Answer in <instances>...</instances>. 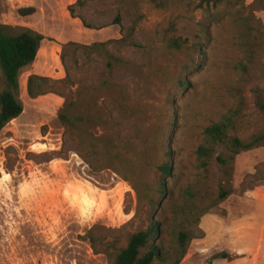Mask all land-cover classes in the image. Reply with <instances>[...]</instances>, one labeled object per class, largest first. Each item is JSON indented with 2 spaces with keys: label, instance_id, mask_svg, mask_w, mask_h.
<instances>
[{
  "label": "rangeland",
  "instance_id": "rangeland-1",
  "mask_svg": "<svg viewBox=\"0 0 264 264\" xmlns=\"http://www.w3.org/2000/svg\"><path fill=\"white\" fill-rule=\"evenodd\" d=\"M76 1L0 0L1 24L46 37L20 75L24 110L0 130V264H114L152 218L161 229L150 242L164 256L153 264H177L181 231L190 240L178 264L213 261L232 250L227 222L264 217L254 199L264 195V144L234 155L205 134L221 120L243 141L264 134V2L88 0L76 7L88 28L68 9ZM123 35L132 41L105 45L122 60L112 68L83 47ZM173 36L189 47H170ZM31 74L49 79L47 93L28 94ZM67 105L95 149L60 120ZM210 213L223 218L211 239Z\"/></svg>",
  "mask_w": 264,
  "mask_h": 264
},
{
  "label": "trees",
  "instance_id": "trees-1",
  "mask_svg": "<svg viewBox=\"0 0 264 264\" xmlns=\"http://www.w3.org/2000/svg\"><path fill=\"white\" fill-rule=\"evenodd\" d=\"M88 0H77L75 3L69 5L68 9L73 16L79 17L83 25L88 28H95L86 19L80 15L76 14V7L84 6ZM218 1V0H215ZM263 1L264 0H256ZM255 1V2H256ZM21 12L32 13L35 11L33 6L21 8ZM113 23L121 25L122 18L118 13ZM45 35L32 28H25L19 32H13L11 28L5 24L0 23V68L2 71L4 79V88L0 92V130L12 119L21 115L24 110L23 102L20 98V75L23 68L31 65L35 62ZM113 41L120 42H131V38L123 35L118 39H110L105 42H93L90 45H83V47L94 49L100 53L107 56V66L112 68L114 66V61H122L121 58H117L110 54L105 45ZM186 39L181 37H172L168 40V45L175 49H183L189 47ZM69 45H80L78 42L69 41L63 44V47ZM63 61H65V50L61 55ZM49 84V79L45 76L38 74H31L27 82V91L31 97H36L47 93V85ZM264 111V104L261 105ZM70 106H65L59 113V118L62 123L70 130L78 129L79 138H85L89 142L90 148L95 149L96 138L86 137V134L79 129L77 122L83 121L84 118L81 116H75L70 114ZM229 120H221L214 122L205 128V134L210 141L220 142L226 144L233 152L234 155L238 154L240 151L250 150L259 144H264V134H258L253 136L248 141H243L237 136H230L228 134ZM201 153H206V148L204 146L199 147ZM233 157V156H232ZM222 160V158L219 157ZM226 160L223 159L222 162ZM161 170L166 175H171V164H163L160 166ZM222 197L227 195V192H223ZM160 222L155 218H152L146 229L140 230L133 233L126 246L122 247L119 252L115 255L114 264H153V262L158 259H163L161 254V247L156 243H151V237L154 234L160 233ZM190 240L189 234L187 232L181 231L179 233V241L181 246L179 261L187 253L188 241ZM147 248L146 251L142 249ZM223 258L231 259V255L227 252L219 253L214 259Z\"/></svg>",
  "mask_w": 264,
  "mask_h": 264
},
{
  "label": "crops",
  "instance_id": "crops-1",
  "mask_svg": "<svg viewBox=\"0 0 264 264\" xmlns=\"http://www.w3.org/2000/svg\"><path fill=\"white\" fill-rule=\"evenodd\" d=\"M254 197L257 206L264 211V195L261 193ZM262 214L263 212H250L248 215L238 216L230 223L227 222L233 228L232 250L227 251L231 259L216 258L206 264H264V217L261 219ZM222 221L223 218L218 214L210 213L203 216L202 224H208L205 228L208 231L207 238L211 239L213 233L211 225L220 224ZM219 235L220 231L215 237Z\"/></svg>",
  "mask_w": 264,
  "mask_h": 264
}]
</instances>
